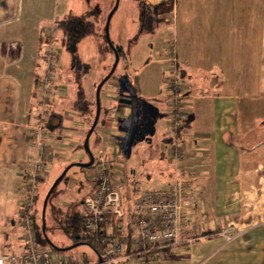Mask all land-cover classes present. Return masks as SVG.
<instances>
[{"label": "crops", "instance_id": "1", "mask_svg": "<svg viewBox=\"0 0 264 264\" xmlns=\"http://www.w3.org/2000/svg\"><path fill=\"white\" fill-rule=\"evenodd\" d=\"M127 1L126 12L131 17L118 23L114 42L111 40L122 49L119 71L118 62L109 73L115 52L98 45L101 66L95 84H103L90 150L94 158L100 151L106 153L113 182L122 189L127 208L129 195L134 198L136 189H141L140 178L160 188L169 187L174 163L169 153V61L164 52L168 41L174 40L185 93L182 134L186 149L179 164L189 168L194 183L196 209L191 230L208 236L184 240L123 264H264V0ZM57 5V0H0V247L19 256L27 250L20 205L26 195L23 169L27 159L36 155L33 129L40 113L45 29L70 15H88L92 20V9H100L93 0H77L59 17ZM92 21L97 34L86 38L106 29L98 18ZM86 38L79 44V57L89 67L83 52ZM143 44L149 48L140 52ZM72 62L71 56L69 66L59 69L58 90L52 92L57 99L50 95L51 109L57 114L47 130L59 154L42 183L55 176L51 188L66 171L54 198L66 197L71 188L81 197L69 201L66 208L51 204L64 212L81 210L96 177L90 179L86 171L93 168L84 166L91 161L84 143L94 122L75 109L79 84ZM89 71L90 67L82 78V88L89 107L97 113V96L93 99L87 82ZM126 158L137 159V163L131 168L116 164L127 162ZM230 224L240 234L226 242L216 233ZM45 226L42 224L43 230ZM65 237L60 244L50 237L55 247L49 249L60 255L88 257L85 252H75L80 245Z\"/></svg>", "mask_w": 264, "mask_h": 264}, {"label": "built area", "instance_id": "2", "mask_svg": "<svg viewBox=\"0 0 264 264\" xmlns=\"http://www.w3.org/2000/svg\"><path fill=\"white\" fill-rule=\"evenodd\" d=\"M58 34L56 21L45 29L44 73L39 82L41 91L40 113L33 129L36 155L28 158L24 166L26 195L20 205V225L26 244L22 256L0 247V264H123L156 249H165L193 242L208 235L191 230L196 200L193 179L187 166L180 165L185 157L182 130L185 106L184 80L174 40L168 41L165 55L169 61L166 76L168 103L171 108L169 153L174 163L172 180L168 188L136 189L132 208H127L122 189L113 182L112 166L106 153L95 155L92 167L96 177L93 191L82 201L80 219L89 231L103 232L102 257L95 262L87 258L60 255L38 242L35 228V208L41 182L56 162L59 151L49 139L46 114L50 95L59 72L60 51L55 41ZM226 242L234 240L240 232L230 224L218 231ZM131 249V252L129 251Z\"/></svg>", "mask_w": 264, "mask_h": 264}, {"label": "rangeland", "instance_id": "3", "mask_svg": "<svg viewBox=\"0 0 264 264\" xmlns=\"http://www.w3.org/2000/svg\"><path fill=\"white\" fill-rule=\"evenodd\" d=\"M109 1L110 2L112 1V4L110 3L111 7H107V4H108ZM93 2L98 4L100 9H96L97 6H96L95 9H92V11H91L92 15H90L91 16L90 18H92V20H94V18H98L101 21L102 24L103 23L104 24L107 23L105 17L109 18V15L111 14L113 9L117 5V9L114 12V14H113V16H112V18L110 20V24H109V37L113 41V39H115L114 30H115L116 26L118 25V23L127 22L128 18L130 19V17H131V16L128 17V13L126 12V9H129V6H128L129 2L127 0H93ZM57 3H58V5H57L55 10L58 11V13H59L58 16L60 17L61 14L66 10V6L69 5V4L70 5L72 4L73 6H75V4L77 3V0H59V1L57 0ZM53 10L54 9H52V11ZM74 10L81 12L82 10H85V9H74ZM105 13H106L107 16H105ZM101 26L102 25H100L98 27H101ZM144 38L149 39L148 37H144ZM139 40H142V39H139ZM134 41H137V38H135L134 40H132L130 42L131 43L130 46H132V42H134ZM99 43H102L103 46H106L109 51L111 50V45H110V43H109V41L107 39V35H106V29L102 30V28H100L98 36L86 38V42H83L84 60L86 62H88L89 67H90V71H89V73L87 75V82L89 83V85H91V89L93 91V94H92L93 99L96 98V92H97V88L99 86V85H96L97 83L95 84V81H96L97 76L99 75V69H100V66H101L100 58H98V56H97L98 55V45H99ZM55 46H56V49H58V51H60V58L61 59H60V62L58 63V67L59 68L63 67V68L66 69L67 66H69V64L71 63L70 53L68 52V50L65 47L64 48L61 47L62 45H61V43L58 40L55 41ZM155 46L157 47V45H155ZM127 48H128V46H127ZM146 48H149V46L146 47V44H143L142 45V50H140V52H143V50L144 49L146 50ZM44 50H45V47H44ZM63 58H64V63H63ZM115 62L113 63L112 67L108 68L109 73L112 72L113 67L115 65ZM122 64H123L122 61H121V63L119 62V66L117 68L118 71L121 69ZM83 69H84V67H83ZM72 75L70 74V72L68 73V77H71V80L73 78V81H74V77H72ZM94 84H95V87H94ZM67 94H69V92L66 93V96L69 97V95H67ZM39 95H40V91H39ZM55 96H57V95L55 93H52L51 94V99L52 100L57 99V98H55ZM98 129H99V126H98L96 132L98 131ZM167 151H168V147L166 146V153H167ZM126 159H124V160H126ZM161 161H163V158L162 159H157L156 164H158ZM132 163L136 164L137 163V159H133L132 160L131 158L130 159L128 158L127 162L124 161V163H116V164L119 165V167L121 166V167H124V168H131ZM143 163L146 166L150 165L149 161L148 162H144L143 161ZM158 166L160 167L161 165H158ZM79 173H82V171H80ZM89 173L91 175L89 178L92 179L93 176L95 175V172L91 171L88 168V170L86 171V174H89ZM54 177L55 176L51 175L46 180L44 185H42L43 182L41 183L40 194H39V198H38V201H37V204H36V208H35V212H37V216L40 219L43 216V213H42L43 209H42L41 205H42V202H43V199H44V196H45V191L50 188L51 181L54 179ZM55 181H56V179H55ZM42 186H44V188H42ZM139 186H140L141 189L160 188L158 184H152L151 185V183L146 181L145 178H140ZM41 189H43V190H41ZM131 193H132V191H131ZM133 193H134V191H133ZM80 197H81V195L78 192H75V191L73 193L72 188H71L69 190V193L66 195V197H56V198L53 199L52 203L53 204H58L61 207L66 208L67 204H69V201H72V199H75V200L79 201ZM129 198H131V199L129 201L128 200L127 201L130 202V204H131L130 205V209H131L132 208V201L131 200H132L133 196L129 195ZM45 221L47 222V225H48L47 232H48L49 236L52 238V240L54 242H56L57 244H60L61 240L63 241L65 239H67L65 237L64 233L60 229L56 228L57 224H56V221L53 218V215L51 214V205L50 204L48 206L47 212L45 213ZM48 248H51L50 244H48ZM73 250H75V252H78V253L85 252L87 254L88 258L92 262H95L96 260H98L97 255L95 254L93 249L91 247H89L88 245H80V246H78L77 248H75ZM51 251L54 254L56 253V251H54V250H51Z\"/></svg>", "mask_w": 264, "mask_h": 264}, {"label": "trees", "instance_id": "4", "mask_svg": "<svg viewBox=\"0 0 264 264\" xmlns=\"http://www.w3.org/2000/svg\"><path fill=\"white\" fill-rule=\"evenodd\" d=\"M56 24H57V30H58V35L56 36V40H58L62 44V46L65 47L68 50V52L71 54L72 61H73L72 66L76 73L75 78H76L77 83L79 84V97H78V101L75 104V109L77 110L79 115L91 119L90 121L93 124L94 119L96 117V113H94V110L89 107L85 99L83 88H82V78L84 74L88 72L89 67L88 65H85L81 62V59L79 57V44L86 37L97 34L96 24L95 22L89 19L88 15H70L63 20L56 21ZM115 48L117 49V52L120 56L122 54L121 47L115 46ZM111 49L114 51L112 47ZM56 89L58 90V87H57V84L55 83L53 92ZM50 104L51 102L49 103L48 108H47L46 129L50 128L51 119L55 114H57L55 110L51 109ZM39 106L40 104H38V107ZM93 166H94V163L90 167H93ZM66 177H67V174L63 176V179L61 180V182H63L66 179ZM59 185L60 184H58V186L54 189V191L50 195L45 213L48 210L49 204L50 205L52 204V199L55 197V194L58 191ZM49 190L50 188L47 190L46 195L43 199V202L41 205L42 209H44L43 207L44 200ZM51 212H52L54 220L57 223V228L62 230V232L73 242V244H75V246L88 245L89 247L93 249V251L98 255L99 258L102 257V252H103L102 239L105 237V235L103 232H95V231L87 230L85 228L83 221L80 219V214H81L80 211L79 212L78 211L64 212L63 210L59 208L52 207ZM35 218H36L35 228L37 232L38 242L45 247H48V242H49L50 245L55 247L52 244V241L47 234L48 226L46 225L45 230H43L42 218L41 219L38 218L37 212H35ZM161 250L163 249H156L150 254H153L155 252H160ZM129 251L131 252L130 248H129ZM150 254H145V255H150ZM141 256H144V255H141ZM84 258L89 259L88 257H84Z\"/></svg>", "mask_w": 264, "mask_h": 264}, {"label": "water", "instance_id": "5", "mask_svg": "<svg viewBox=\"0 0 264 264\" xmlns=\"http://www.w3.org/2000/svg\"><path fill=\"white\" fill-rule=\"evenodd\" d=\"M117 9V5L115 6V8L113 9V11L111 12V14L109 15V18L107 20V23H106V35H107V39L111 45V47L114 49V52H115V55H116V62H115V65L113 67V70L112 72L115 70V68L117 67V64L119 62V54L117 52V49L115 48V45L111 42V39L109 37V24H110V20H111V17L112 15L114 14V12L116 11ZM102 84L101 83L98 88H97V93H96V96H97V113H96V118H95V121H94V124L91 128V130L89 131L87 137H86V140H85V143H84V147H85V150L87 151V153L90 155V158H91V161L88 163V164H85L84 166L88 167V166H91L94 162V157H93V154L90 150V147H89V138H90V135L91 133L93 132L95 126L97 125L98 121H99V114H100V108H101V103H100V92H101V87H102ZM66 171L53 183L52 187L50 188L47 196H46V199L44 201V210H43V224L45 226V210H46V207H47V203H48V200H49V197L50 195L52 194V192L54 191V189L58 186V184L61 182V180L63 179V176L65 175Z\"/></svg>", "mask_w": 264, "mask_h": 264}]
</instances>
